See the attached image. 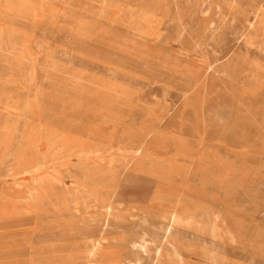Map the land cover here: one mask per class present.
<instances>
[{"label":"rangeland","instance_id":"obj_1","mask_svg":"<svg viewBox=\"0 0 264 264\" xmlns=\"http://www.w3.org/2000/svg\"><path fill=\"white\" fill-rule=\"evenodd\" d=\"M230 1L0 0V49L12 47L14 55L10 60L0 59V264H117L118 244H123L125 264H171L165 256L167 245L162 247L164 255L159 256L149 243L148 235L156 231L160 239L179 250L180 264H210V241L204 233L176 231L166 237L161 230L162 218L171 213L170 207L178 197L181 210L192 207L193 211V205L199 202L197 216L207 210L225 212L223 217H227L239 241L225 264H240L243 252L254 261L259 258L264 251V0H259L263 7L257 16L243 19L229 8ZM201 8L207 12L199 15ZM8 40H14L16 47ZM229 49L233 54L227 55ZM57 64L54 72L51 66ZM87 73L100 77L103 84L107 80L132 84L137 98L147 103L151 98L149 113L139 104L131 106L121 100L110 115L78 107L83 103L80 88L75 89L77 96H67L66 92L75 87V76L85 77ZM56 84L58 87H54ZM147 119L157 129L149 137L150 152L141 157L145 161L137 158L131 165L141 160L148 165L151 159L159 162L171 157L172 168L184 180L163 183L141 175L134 182L122 179L111 184L113 174L117 177L120 172L117 167L125 162L124 154L108 152L106 159L77 155L79 149L94 143L107 146L124 139L137 142L139 128ZM177 149L189 158H173ZM82 163H89L90 168L97 164L114 166L109 175L112 178L106 179L110 182L99 181L105 190L95 191L103 196L95 205L93 198L80 193L83 186L95 185L80 181L78 176L76 179L73 172L75 165ZM217 166H222L219 176L229 177L223 179L222 187H240L238 193L225 195L210 183L201 184L207 180L199 179L201 173ZM80 184L81 189L77 188ZM119 188L126 193V200L110 198ZM158 192L170 194L166 198L169 201L156 196ZM64 201L70 204L67 209L60 207ZM112 203L125 206L114 209L110 221L100 226L107 218L105 208ZM126 205L135 209L132 215L136 222L131 226L116 224L121 221L117 217H127ZM238 220L245 224L244 238L236 226ZM54 231L72 236L62 242L53 236ZM104 236L111 238L109 242L102 241L96 249L88 247V238ZM141 236L148 240L143 248L135 245ZM74 243L80 246L73 247Z\"/></svg>","mask_w":264,"mask_h":264},{"label":"bare ground","instance_id":"obj_2","mask_svg":"<svg viewBox=\"0 0 264 264\" xmlns=\"http://www.w3.org/2000/svg\"><path fill=\"white\" fill-rule=\"evenodd\" d=\"M129 1V0H128ZM134 1V0H133ZM131 2V1H130ZM180 3V2H179ZM205 4V2H203V5ZM114 5H115V3H114ZM208 5V4H207ZM203 7V6H202ZM263 7V4H262V1H259V0H231L230 1V3H229V8L232 10V11H236V12H238L237 14H238V16H240V18L241 19H243L245 16L246 17H248L249 15H258L259 13H260V10H261V8ZM113 8V7H112ZM182 8V7H181ZM204 8V7H203ZM203 8H201V9H199V15H201V14H203V13H205V12H207V9H203ZM165 9V8H164ZM180 9V8H179ZM90 11V10H89ZM112 11V10H111ZM158 12H159V10H158ZM161 12V11H160ZM162 12H163V10H162ZM197 12V13H198ZM108 13H111V12H108ZM144 13V12H143ZM189 13V12H188ZM246 14H248V15H246ZM157 15V14H156ZM139 16V15H138ZM155 17V16H154ZM251 17V16H250ZM122 18H124V16L122 17ZM126 18V17H125ZM137 18V17H136ZM145 18V17H144ZM143 18V19H144ZM142 19V18H141ZM146 19V18H145ZM154 20V19H153ZM134 21V20H133ZM232 21H233V19H232ZM248 21V19L246 20V22ZM102 22V21H101ZM131 22V21H130ZM147 22V21H146ZM239 22V21H238ZM134 23V22H133ZM156 23V22H155ZM232 23V22H231ZM108 23H106V25H107ZM140 24V23H139ZM145 24V23H144ZM157 24V23H156ZM256 24V23H255ZM50 25V24H49ZM111 25V24H110ZM163 25H164V23H163ZM192 25V24H191ZM198 25H200V24H198ZM197 25V26H198ZM140 26V25H139ZM152 26V25H151ZM51 27V26H50ZM133 27V26H132ZM143 27V26H142ZM127 29H129L128 27H126ZM17 29V28H16ZM134 29V27L132 28V30ZM137 29V28H136ZM264 29V28H263ZM262 29V30H263ZM20 30V29H19ZM135 30V29H134ZM148 30V29H147ZM252 30H253V28H252ZM186 31V30H185ZM142 32V31H141ZM12 33V32H11ZM10 33V34H11ZM14 33H16L15 31H14ZM143 33V32H142ZM148 33V32H147ZM18 34V33H17ZM24 33H22L21 35H23ZM61 34V33H60ZM132 34V33H131ZM182 34V33H181ZM20 36V35H19ZM146 36H147V34H146ZM152 36V35H151ZM255 36V35H254ZM263 36V35H262ZM250 37V36H249ZM9 38V37H8ZM53 38V37H52ZM14 39V38H13ZM16 39V38H15ZM19 39H20V37L18 38V40L17 41H19ZM22 39V38H21ZM78 39V38H77ZM248 39V38H247ZM146 40V39H145ZM238 40V39H237ZM9 41V40H8ZM10 41H12V39H10ZM9 41V42H10ZM23 40H21V42H22ZM147 41V40H146ZM235 42V41H234ZM257 42V41H256ZM238 43V42H237ZM10 44H12L13 45V48H15L16 47V43L14 42V40H13V42L11 43L10 42ZM153 44H155V43H153ZM157 44V43H156ZM161 44V43H160ZM79 45V44H78ZM77 45V46H78ZM158 45V44H157ZM164 45V44H163ZM167 45V44H166ZM8 46H11V45H8ZM37 46H39V45H37ZM73 46V45H72ZM175 46V45H174ZM258 46V45H257ZM225 47V46H224ZM233 47V46H232ZM40 48H41V46H40ZM78 48V47H77ZM229 48V47H228ZM244 48V47H243ZM11 49H12V47H11ZM10 49V50H11ZM163 49V48H162ZM219 49V48H218ZM227 49V48H226ZM225 49V50H226ZM256 49H257V47H256ZM262 49H264V47H262ZM10 50H8L6 47L5 48H1L0 49V59H4V60H10V58L11 57H14V55H13V52H11ZM21 50V49H20ZM182 50H180V52H181ZM235 51V50H234ZM21 52V51H20ZM60 52V51H59ZM84 52V51H83ZM83 52H82V54H83ZM183 52V51H182ZM222 52H223V50H222ZM226 52V51H225ZM233 51H232V49H229V51H228V53H227V55L229 54V53H232ZM239 52V51H238ZM243 52H245V51H243ZM21 53H23V51L21 52ZM50 53V52H49ZM58 53V52H57ZM218 53V52H217ZM47 54V53H46ZM68 54V53H67ZM182 54V53H181ZM222 54V53H221ZM233 54V53H232ZM44 55V54H43ZM89 55H91L90 53H89ZM95 55L96 54H94V56L93 57H95ZM117 55V54H116ZM188 55V54H187ZM187 55H186V57H187ZM256 55V54H255ZM67 56V55H66ZM247 56H249V55H247ZM19 57H21L22 58V56H19ZM80 57V56H79ZM92 57V56H91ZM174 57V56H173ZM223 57V56H222ZM231 57V56H230ZM53 58V57H52ZM77 58V57H76ZM203 58V57H202ZM208 58V57H207ZM224 58V57H223ZM247 58V57H246ZM24 59H25V57H24ZM54 59V58H53ZM58 59V58H57ZM57 59L55 60V62L57 61ZM74 59H75V57H74ZM81 59V58H80ZM172 59V58H171ZM206 59V58H205ZM204 59V60H205ZM253 59V58H252ZM59 60H60V58H59ZM72 59H70V61H71ZM82 60V59H81ZM80 60V61H81ZM118 60V59H117ZM129 60V59H128ZM226 60V59H225ZM172 61V60H171ZM245 61V60H244ZM73 62V61H72ZM77 62V61H76ZM82 62V61H81ZM107 62V61H106ZM109 62V61H108ZM163 62H165V60H163ZM58 64H59V62H57ZM67 63V62H66ZM75 63V62H74ZM78 63V62H77ZM85 63V62H84ZM83 63V64H84ZM117 63V62H116ZM167 63V62H166ZM225 63V62H224ZM44 64V63H43ZM48 65H49V63H47ZM54 65L53 67L51 66V69L54 71L55 69H58L57 67H59V65ZM63 64V63H62ZM82 64V63H81ZM87 64H88V62H87ZM249 64H250V62H249ZM60 65H61V63H60ZM85 65V64H84ZM118 65V64H117ZM204 65H206V64H204ZM223 65V64H222ZM47 66V65H46ZM50 66V65H49ZM67 66V65H66ZM69 66H70V62H69ZM68 66V67H69ZM90 66H92V65H90ZM94 66H95V64H94ZM98 66V65H97ZM120 66V65H119ZM162 66V65H161ZM210 66V65H209ZM208 66V67H209ZM251 66V65H250ZM61 67V66H60ZM122 67H124V66H122ZM147 67H148V65H147ZM150 67V66H149ZM42 68V67H41ZM125 68V67H124ZM146 68V67H145ZM144 68V69H145ZM1 69V68H0ZM39 69V68H38ZM44 69H46V68H44L43 67V70ZM75 69V68H74ZM87 69V68H86ZM85 69V70H86ZM92 69H95V68H93L92 67ZM143 69V68H142ZM147 69V68H146ZM145 69V70H146ZM154 69V68H153ZM211 69H212V67H211ZM37 70V69H36ZM61 70V69H60ZM72 70H73V67H72V69H70V71L72 72ZM88 70H91V69H88ZM151 70V69H150ZM156 70H158V69H156ZM185 70V69H184ZM209 70H210V68H209ZM6 71V70H5ZM45 71V70H44ZM58 71V70H57ZM95 71V70H94ZM93 71V72H94ZM98 71V70H97ZM104 71V70H103ZM105 71H106V69H105ZM110 71V70H109ZM213 71V70H212ZM211 71V72H212ZM38 72V71H37ZM55 72V71H54ZM87 72V71H86ZM115 72V71H114ZM120 72V71H119ZM152 72L154 73V70H152ZM160 72V71H159ZM165 72V71H164ZM40 73H42V71L40 72ZM50 73V72H49ZM85 73V72H84ZM97 73V72H96ZM99 73V72H98ZM102 73V72H101ZM104 73V72H103ZM142 73V72H141ZM163 73V72H162ZM56 74V73H55ZM72 74V73H71ZM91 74L92 73H87V75L85 76V77H74L73 78V80H74V86L75 87H73L72 88V91H73V93H71L72 91H71V89L68 91V89H66L68 92H66L67 93V96L68 95H72V96H77L78 94L75 92L76 90V88H80V91H81V93H82V98H81V100H83V101H81V102H83V103H80L81 105H79L78 107H81V106H84L85 108H86V106H87V109H88V111H90V112H93V113H98V114H108V115H110V114H112L113 113V111H114V106L116 105V103L118 102V100H121V101H123V102H125V103H128L129 105H131V106H133V104H139L141 107L140 108H142V109H144V110H148V113H149V104H152V103H150V100H151V98H150V100H149V98H147L148 100H149V102L147 103V102H144L141 98H137V94L136 93H138V92H136L135 90H133V88H132V84H129V83H120V84H115L113 81H108L107 80V82L106 83H102V81H100V77H98L97 76V78H93V76H91ZM165 74V73H164ZM170 74H172L171 73V71H170ZM213 74H214V72H213ZM177 75V74H176ZM184 75V74H183ZM182 75V76H183ZM38 76V75H37ZM44 76H45V73H44ZM58 76H59V74H58ZM104 75H102L101 77L102 78H104L103 77ZM109 76H111V75H109ZM185 76V75H184ZM210 76V75H209ZM253 76V75H252ZM61 77H62V75H61ZM116 77V76H115ZM187 77V76H186ZM65 78V77H64ZM67 78V77H66ZM107 78V76L104 78V79H106ZM110 78V77H109ZM112 78V77H111ZM114 78V77H113ZM134 78V77H133ZM160 78H162V77H160ZM210 78V77H209ZM137 79V78H136ZM133 80V79H132ZM184 80V79H183ZM37 81V80H36ZM196 81H198V80H196ZM161 82V81H160ZM188 82V81H187ZM190 82H194L195 83V81H190ZM193 83V84H194ZM206 83H207V81H206ZM195 84H197V83H195ZM136 85V84H135ZM135 85H134V88H135ZM138 85V84H137ZM136 85V86H137ZM207 85V84H206ZM161 86V85H160ZM177 86V85H176ZM197 86H198V84H197ZM54 87H58V85L56 84ZM179 87H181L182 88V85H180ZM137 88V87H136ZM150 88V87H149ZM186 88V87H185ZM180 89V88H179ZM194 89V88H193ZM193 89H190V91H192ZM141 90H143V89H141ZM159 90H161V89H159ZM163 90V89H162ZM166 90V89H165ZM164 90V91H165ZM138 91V90H137ZM144 91V90H143ZM157 91V90H156ZM167 91V90H166ZM182 91H183V89H182ZM190 91H189V93H190ZM159 92V91H158ZM168 92V91H167ZM70 93V94H69ZM142 93V92H141ZM160 93H161V91H160ZM159 93V94H160ZM166 93V92H165ZM184 93V92H183ZM186 93H188V90H187V92ZM162 94V93H161ZM189 95V94H188ZM140 96H141V94H140ZM152 96V95H151ZM151 96H149V97H151ZM156 96V95H155ZM154 96V97H155ZM164 96V95H163ZM167 96V95H166ZM166 96H164V97H166ZM153 97V96H152ZM39 98V97H38ZM69 98H71V96L69 97ZM75 98V97H74ZM163 98V97H162ZM62 99V98H61ZM165 99V98H164ZM164 99H163V101H164ZM183 99V98H182ZM190 99V98H189ZM152 100H153V98H152ZM42 101V100H41ZM191 101V100H190ZM189 101V102H190ZM193 101V100H192ZM62 104H64V105H66L65 104V102L62 100V101H60ZM120 102V101H119ZM152 102V101H151ZM160 102H162V100L160 101ZM194 102V101H193ZM191 103V102H190ZM153 104H156V103H153ZM165 104V103H164ZM169 104V103H168ZM158 105H161V103H159ZM66 106H69V105H66ZM75 106V105H74ZM164 106V105H163ZM162 106V107H163ZM170 106V105H169ZM177 105H175V107H176ZM69 107H71V106H69ZM76 107V106H75ZM128 107V106H127ZM164 107H167V105L165 104V106ZM171 107V106H170ZM130 108V107H129ZM137 108H139V106H137ZM159 108V107H158ZM126 109V108H125ZM151 109V108H150ZM211 109H213V108H211ZM60 110H61V108H60ZM144 110H143V113H144ZM162 110V109H161ZM167 110V109H166ZM171 110H172V108L171 109H169L167 112L168 113H170L171 112ZM174 110V109H173ZM210 110V109H209ZM124 110L122 109V112H123ZM134 111V110H133ZM139 111H141V110H139ZM127 112V111H126ZM154 112V111H153ZM137 113H139V112H137ZM146 114H147V111H146ZM154 114V113H153ZM152 114V115H153ZM121 115V114H120ZM128 115V114H127ZM78 116V115H77ZM145 116V115H144ZM115 118V117H114ZM120 118V117H119ZM46 119V118H45ZM44 119V120H45ZM38 120V119H37ZM36 120V121H37ZM65 121H66V118L64 119ZM113 120H115V119H113ZM116 120H118V119H116ZM122 121V120H121ZM164 121V120H163ZM30 122V121H29ZM161 123V122H160ZM30 123H28V125H29ZM35 124V123H34ZM36 125V124H35ZM140 125V124H139ZM43 126V125H42ZM33 127V126H32ZM109 127V126H108ZM35 128V127H34ZM37 128V127H36ZM260 128V127H259ZM41 130H42V128H40ZM44 129V128H43ZM103 129V128H102ZM101 130V129H100ZM40 131V130H39ZM82 131V130H81ZM103 131V130H102ZM121 131V130H120ZM156 131H157V129L155 128V126L154 125H152V124H149V120L147 119V120H144L143 122H142V124H141V127L139 128V134H138V141L137 142H132L130 139H124V140H122L121 142H118V143H116V144H111V145H107V146H104V145H96L95 143H94V145H92L91 147L90 146H87V147H85V148H81V149H79L78 151H77V155H79V156H81V157H86V158H90V157H92V158H94V157H97V158H99V157H102V158H105L106 159V153H108V152H114V153H117V154H119V153H122V154H124L125 156V162H122L121 164L122 165H120V167H117V168H119L120 169V172H119V174H117L118 176L117 177H115V175L116 174H113L114 175V177H113V179H111L112 181H111V184H118V183H120L119 181H122V179H124V180H128V181H132V182H134V180H136V179H139L138 177L139 176H141V175H143V176H145V175H147L148 177H150L151 179H153V180H157V181H159V182H172L173 180H176V179H178V180H184V179H182L183 178V175L182 174H179V173H175L176 171H175V168L173 167L172 168V159H168V160H162V161H155V160H149V164L148 165H143V164H141L140 162L144 159H142L141 157L142 156H144L148 151H149V137L150 136H152L153 137V135L154 134H156ZM55 132V131H54ZM61 132H63V131H61ZM193 133V132H192ZM42 134V133H41ZM61 134V133H60ZM83 134V133H82ZM106 134V133H105ZM40 135V134H39ZM45 135H46V133H45ZM66 135H67V133H66ZM214 135V134H213ZM61 136H62V134H61ZM74 135H72V137H73ZM82 136V135H81ZM156 136V135H155ZM46 137H47V135H46ZM45 137V138H46ZM54 137V136H53ZM83 137H85V136H83ZM97 137H99V136H97ZM57 138H59V137H57ZM65 138V137H64ZM63 138V139H64ZM68 138V137H67ZM172 139H173V137H172ZM50 140V139H49ZM48 140V141H49ZM54 140V139H53ZM155 140H157V139H155ZM48 141H47V143H48ZM58 141H59V139H58ZM57 141V142H58ZM77 141H79V140H77ZM83 141V140H82ZM174 141H176V139H175V136H174ZM52 142V141H51ZM71 142V141H70ZM90 142V141H89ZM41 143H42V141H41ZM68 143V142H67ZM77 143V142H76ZM97 143V142H96ZM36 144V143H35ZM49 144H51V143H49ZM53 144V143H52ZM65 144H66V142H65ZM91 144V143H90ZM70 145V144H69ZM85 145H87V144H85ZM62 146V145H61ZM73 146H76V145H73ZM82 146V145H81ZM177 146H178V148H180L181 147V140L180 141H177ZM64 147V146H63ZM66 147V146H65ZM64 147V148H65ZM77 148V147H76ZM72 149V148H71ZM73 149H74V147H73ZM192 149V148H191ZM64 150V149H63ZM164 150V149H163ZM57 151V150H56ZM61 151H62V149H61ZM67 151V150H66ZM71 151V150H70ZM167 151V150H166ZM150 152V151H149ZM46 153V152H45ZM44 153V154H45ZM175 155L174 156H172L173 158H178V159H188L189 157H187V155H185V154H183V153H181V152H179V150L177 149L175 152ZM190 153V152H189ZM122 154H121V156H122ZM57 156V155H56ZM120 156V157H121ZM61 157V156H60ZM114 157V156H113ZM101 158V159H102ZM137 158H139V159H142L139 163H138V165H135V166H133V165H131V163H132V161L134 160V159H137ZM100 159V158H99ZM146 159H148V158H146ZM103 160V159H102ZM97 161V160H96ZM105 161V160H104ZM103 161V162H104ZM144 161H145V159H144ZM192 161V160H191ZM93 162V161H92ZM103 162H101V163H103ZM109 162V161H108ZM98 163V162H97ZM107 163V162H106ZM112 163V162H111ZM146 163V162H145ZM85 164H87V163H85ZM185 164V163H184ZM107 166V167H106ZM101 165V164H97V166H93V167H95V168H90V166H89V163H88V165H84L83 163L82 164H77V165H75V170L73 171L74 172V175H76V179H77V176L78 177H80V181H87L88 183H90L91 185L93 184V185H95V186H93V187H88V186H83L82 187V189H81V184H80V187L79 186H77V188H79V189H81V191H80V193L82 194V195H85V196H87L88 197V195L90 196V198L89 199H91V198H93L95 201H91L94 205H95V203H97L98 201H101L102 199H103V196H99L98 194L96 195L95 194V191L96 192H99L100 190L102 191V190H105V187H104V183H100V182H105V184L107 183H109L110 181L109 180H107L106 181V179L107 178H112V175L109 177V175L112 173V170L114 169V166L113 167H111L112 165L109 163L108 165ZM188 166V165H187ZM193 167V166H192ZM263 167V166H262ZM215 168V167H214ZM220 168V170H221V168H222V166H217V168L216 169H214V170H210L209 169V171H205V173L203 172V174L201 173V178H199V179H207V180H204L203 182H201V184H205V185H209V183H210V185H212L213 186V188L216 186L217 187V189L219 190V191H222L225 195H230V194H233V192L234 193H236L239 189H240V187H234V188H232V189H229V188H226V187H222V183H223V179L224 180H228L229 179V177L228 176H225L224 178L222 177V176H219V174H218V169ZM191 169V168H190ZM262 169V168H261ZM10 170V169H9ZM237 171V170H236ZM264 171V170H263ZM117 172V171H116ZM238 173V172H237ZM118 177H119V180H118ZM233 177V176H232ZM73 178H74V176H73ZM97 178V179H96ZM197 178V177H196ZM48 181V180H47ZM100 181V182H99ZM51 182V181H50ZM86 182V183H87ZM63 184V183H62ZM98 184V185H97ZM41 185H43V184H41ZM64 185V184H63ZM79 185V184H78ZM88 185V184H87ZM97 185V186H96ZM205 185H203V186H205ZM263 185V184H262ZM36 186V185H35ZM106 186V185H105ZM215 187V188H216ZM262 187V186H261ZM40 189V188H39ZM100 189V190H99ZM212 189V188H211ZM263 189H264V186H263ZM216 190V189H215ZM100 191V192H101ZM113 191V190H112ZM123 190H121L120 188L119 189H116V192L114 193L113 192V194H111V197L110 198H113V199H127V195H126V193L123 191ZM105 191H103V193H104ZM252 192V191H251ZM259 192V191H258ZM40 193V192H39ZM175 193V192H174ZM238 193V192H237ZM253 193V192H252ZM64 194V193H63ZM254 194V193H253ZM82 195H80L81 197H82V199L85 197V196H82ZM105 195H106V193H105ZM134 195V194H133ZM138 195V194H137ZM239 195V194H238ZM37 196V195H36ZM156 196H158V197H161V198H163L164 197V199H166V198H168V197H171L170 196V194H168V193H164V192H158L157 194H156ZM232 196V195H231ZM29 197H30V195H29ZM108 197V196H107ZM108 197V198H109ZM135 196H133V198H134ZM137 197H139V196H137ZM178 197V196H177ZM223 197V196H222ZM37 198H39V197H37ZM36 198V199H37ZM47 198H49V197H47ZM52 198V197H51ZM51 198H49V199H51ZM105 198V197H104ZM179 198V200L177 201V202H174V205L172 204V206L170 207V209H171V213L170 214H167V216H165V217H163L162 218V220H161V218H160V220L163 222L162 224H163V228H161V230L163 231V232H165L166 233V237L167 236H170L172 233L174 234V232H176V231H186V232H193L194 233V231L195 232H199V231H201L202 233H204V235L205 236H207L208 238H209V241H210V243H207V245H209V248L210 249H208L207 250V255L209 256V258H211V263L210 264H225L226 262V259L227 258H231V256H232V254H234V252H232V250H234L235 249V247H236V245H238V243H239V241H237L236 240V237L232 234V231H231V229H230V224H229V222H228V220H227V217H223L224 216V214H225V212L224 211H222V210H213V211H209V210H207L206 212H204L203 214H201L199 217L197 216V214H196V207L198 206V210H199V202H196V204H194L193 205V211H192V207H190V208H188V207H183L182 208V210H181V208L178 206V205H181L180 204V200H181V198L180 197H178ZM35 199V200H36ZM76 199H77V197H76ZM85 199V198H84ZM83 199V200H84ZM156 199V198H155ZM171 199V198H170ZM175 199V198H174ZM174 199H173V201H174ZM184 199H185V197L183 198V201H184ZM43 200H44V198H43ZM106 200V199H105ZM108 200V199H107ZM110 200V199H109ZM154 200V199H153ZM163 200V199H162ZM167 200V199H166ZM172 200V199H171ZM170 200V201H171ZM66 201V200H65ZM63 202L62 204H60V207L62 208V209H65L67 206H69L70 204H68L67 202ZM69 201V200H68ZM145 201V200H144ZM167 201H169V199L167 200ZM190 201H192V203H193V201L194 200H189V202ZM43 202V201H42ZM41 202V203H42ZM79 202V201H78ZM106 202V201H105ZM110 202H112V201H110ZM141 202H142V200H141ZM195 202V201H194ZM37 203V202H36ZM69 203H70V201H69ZM143 203V202H142ZM144 203H146V202H144ZM170 203V202H169ZM163 204H164V202H163ZM168 204V203H167ZM48 205V204H47ZM51 205V204H50ZM74 205V207H76L77 205L76 204H73ZM79 205V204H78ZM98 205V204H97ZM165 205V204H164ZM201 205V204H200ZM123 205L122 204H117V205H114L113 203L110 205V206H107L106 208H105V216L107 217L106 219H105V221H104V223L103 224H101L100 226H105L109 221H110V218L111 217H113V211H114V209H116V208H120V207H122ZM125 206V205H124ZM123 206V207H124ZM244 207H245V204L243 205ZM42 207H44L43 205H42ZM49 207H51V206H49ZM59 207V206H58ZM98 207V206H97ZM219 207V206H218ZM246 207H247V205H246ZM45 208H48V207H45ZM151 208V207H150ZM222 208V207H221ZM35 209V208H34ZM67 209V208H66ZM97 209H99V208H97ZM103 208H101V210H102ZM125 209L127 210V211H129V213L127 214V217H124L123 219H121V218H118L117 217V219H120L121 221H116V224H122V225H124V226H131L132 224H134V222H136V221H134L135 220V217H134V215H132V211L133 210H135V209H133V208H131L129 205H126V207H125ZM25 210V209H24ZM48 210V209H47ZM192 211V212H191ZM40 212V211H39ZM100 212H102V211H100ZM99 212V213H100ZM117 212V211H116ZM118 213H120V212H118ZM72 214V213H71ZM141 215V214H140ZM139 215V216H140ZM148 216H149V214H148ZM96 217V216H95ZM150 217H151V215H150ZM55 218V217H54ZM63 218V217H62ZM59 219V218H58ZM69 219H70V217H69ZM114 219V218H113ZM159 219V218H158ZM101 220V219H100ZM137 220H140V219H137ZM93 221V220H92ZM95 221H96V219H95ZM103 221V220H102ZM223 223L222 225H219L218 223ZM82 223V222H81ZM137 224V223H136ZM154 224H155V222H154ZM154 226V225H153ZM236 226L238 227V229H239V231L241 232V236H242V238H244V234H245V224H244V222L243 221H241V220H238L237 222H236ZM88 228V227H87ZM155 228V227H154ZM53 229V228H52ZM69 229H70V227H69ZM142 229V231L144 230V228H141ZM140 230V229H139ZM147 230V229H146ZM145 230V231H146ZM53 231V230H52ZM85 233H87V232H85ZM146 233V232H145ZM149 233V232H148ZM192 233V234H193ZM258 232H256V234H257ZM54 234L56 235V237H58L62 242L63 241H66L67 242V240H69V238H71V236H72V234H67L66 232H55L54 231V233H53V236H54ZM127 235H125V237L128 239L129 238V234L128 233H126ZM191 234V235H192ZM195 234V233H194ZM194 234H193V236H194ZM248 234V233H247ZM261 234H263V232L261 233ZM80 235V234H79ZM85 235V234H84ZM83 235V237H85ZM146 236V235H145ZM145 236H141V237H139L138 238V240H137V242L135 243V245L136 246H138V245H140L139 247H141V248H143L144 247V245H145V243H147L148 242V240L146 239V237ZM197 236H198V234H197ZM248 236V235H247ZM246 236V237H247ZM257 236H258V234H257ZM80 237V236H79ZM87 237V236H86ZM148 237H149V243L153 246V248H154V250H155V253L157 254V255H161V254H163L164 255V253H163V249H162V247L164 246V245H167L168 247H169V249H168V251H166V258H168L167 260L169 261H171V264H180V254H179V250H177L170 242H167V240H162V239H160V237H159V234L157 233V231L156 232H154V234H152V235H148ZM186 237H187V235H186ZM260 238L262 237V235L261 236H259ZM258 237V238H259ZM53 238H55V237H53ZM81 238V237H80ZM190 238V237H189ZM197 238V237H196ZM242 238H241V241L243 242V240H242ZM107 239H111V238H106L105 236L104 237H102V238H100V239H94V238H88L87 240H88V243H87V245H88V247H90V248H93V249H96V248H98L101 244H102V241H104V240H107ZM193 239V238H192ZM58 240V239H57ZM82 240V239H81ZM108 241V240H107ZM124 241V240H123ZM193 241H195V240H193ZM197 241H200V240H197ZM202 241V240H201ZM82 242V241H81ZM109 242V241H108ZM192 242V241H191ZM69 243V242H68ZM122 243V242H121ZM202 243H203V241H202ZM201 243V244H202ZM205 243V242H204ZM81 244V243H80ZM125 244V243H124ZM200 244V243H199ZM66 245V244H65ZM67 245H69V244H67ZM66 245V246H67ZM204 246H205V244H203ZM206 245V246H207ZM78 246H80L79 244H77V243H74V245H73V247H78ZM151 246V247H152ZM243 247V246H242ZM50 248H52V247H50ZM82 248V247H81ZM77 249V248H76ZM165 249H166V247H165ZM251 249V248H250ZM249 249V250H250ZM43 250V249H42ZM115 250H116V252H115V254H116V261H117V264H125V262L123 261L124 259H126V255H125V253H124V249H123V244H118V245H115ZM258 250V249H257ZM251 251V250H250ZM255 252V251H254ZM134 253H136V251L134 252ZM257 253V252H256ZM138 254V253H137ZM136 254V255H137ZM75 256H77V255H75ZM79 256H82V255H79ZM85 257V256H84ZM61 258V257H60ZM83 258V257H82ZM86 258V257H85ZM204 258V257H203ZM136 259V258H135ZM206 258H204V260H205ZM73 260H78V257H73ZM210 260V259H209ZM255 259H254V257L252 256H250V255H247L246 254V252H243L242 254H241V262H240V264H249V263H254V264H264V251H262V252H260V255H259V258L256 260V261H254ZM75 261V262H76ZM207 262V261H206ZM210 262V261H209Z\"/></svg>","mask_w":264,"mask_h":264}]
</instances>
